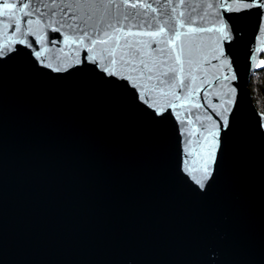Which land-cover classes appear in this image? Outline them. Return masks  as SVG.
I'll return each instance as SVG.
<instances>
[{
  "label": "water",
  "instance_id": "1",
  "mask_svg": "<svg viewBox=\"0 0 264 264\" xmlns=\"http://www.w3.org/2000/svg\"><path fill=\"white\" fill-rule=\"evenodd\" d=\"M233 20L232 72L211 70L236 76L224 82L228 126L209 122L216 140L192 142L201 155L215 145L203 188L181 170L175 113L155 117L91 64L56 73L27 50L0 60V264H264V114L249 90L264 68L250 60L258 18Z\"/></svg>",
  "mask_w": 264,
  "mask_h": 264
},
{
  "label": "snow or ice",
  "instance_id": "2",
  "mask_svg": "<svg viewBox=\"0 0 264 264\" xmlns=\"http://www.w3.org/2000/svg\"><path fill=\"white\" fill-rule=\"evenodd\" d=\"M233 14L242 20L258 18L253 42L260 46L250 48V60L254 67L264 66V60L256 63L264 52V0H0V60L27 50L56 73L91 64L109 82L122 81L119 86L129 89L133 101L155 117L175 113L185 125L181 135L187 137L181 170L203 188L215 145L201 155L192 142L195 138L202 146L209 137L214 142L216 132L211 128L228 126L224 113L233 103L234 89L224 82L236 76L211 70L232 72V43L239 42L243 31L236 27ZM49 32L61 35L49 39ZM203 34L209 35L205 39ZM213 86L221 91L210 93ZM209 95H214L215 104ZM222 96L228 98L221 101ZM200 109L203 118L197 114L193 119V110Z\"/></svg>",
  "mask_w": 264,
  "mask_h": 264
},
{
  "label": "trees",
  "instance_id": "3",
  "mask_svg": "<svg viewBox=\"0 0 264 264\" xmlns=\"http://www.w3.org/2000/svg\"><path fill=\"white\" fill-rule=\"evenodd\" d=\"M249 90L256 108L264 114V68L252 75Z\"/></svg>",
  "mask_w": 264,
  "mask_h": 264
}]
</instances>
